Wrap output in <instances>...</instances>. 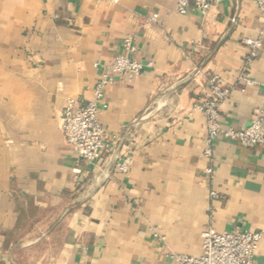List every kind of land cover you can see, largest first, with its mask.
<instances>
[{
  "label": "crops",
  "instance_id": "crops-1",
  "mask_svg": "<svg viewBox=\"0 0 264 264\" xmlns=\"http://www.w3.org/2000/svg\"><path fill=\"white\" fill-rule=\"evenodd\" d=\"M263 32L255 0H211L206 15L175 0H0V264H172L202 254L207 227L260 232L264 264V148L219 136L204 157L195 109L218 77L233 87L223 129L264 115V48L248 62L243 43ZM130 34L151 67L104 90L108 150L86 163L65 100L91 101Z\"/></svg>",
  "mask_w": 264,
  "mask_h": 264
},
{
  "label": "built area",
  "instance_id": "built-area-1",
  "mask_svg": "<svg viewBox=\"0 0 264 264\" xmlns=\"http://www.w3.org/2000/svg\"><path fill=\"white\" fill-rule=\"evenodd\" d=\"M116 2V0H112ZM177 12L184 15L192 3L195 10L206 15L211 8V0H175ZM258 12L264 19V0H255ZM157 15L150 20L153 22ZM244 45L249 48L248 62L253 59L259 50L264 48V32L256 40L245 39ZM137 49L133 35H127L122 42V52L114 60L103 67L96 82L93 98L87 104L80 106L76 100L66 98L63 110V132L66 141L79 154L86 163H95L102 159L108 150L106 135L98 118L100 107L103 104L104 90L118 80L132 81L136 79L144 69L150 68L151 64H143L134 56ZM245 87L253 83L245 79ZM210 92L207 99L195 105L205 119L206 136L204 139L203 155L206 158L212 156V146L219 136L235 141L243 147L260 146L264 148V115L260 110H255L249 125L244 130L232 128L223 129L220 123V106L229 98L233 87L227 85L222 79L212 77L209 80ZM264 93V83L262 85ZM244 92V88H241ZM131 165L128 157H124L115 167L120 174H125ZM207 175L212 174L210 168L205 169ZM210 196H214L210 192ZM155 239L164 241V237L153 233ZM202 254L197 257L184 254L172 256V264H257L255 253L262 240V234L255 231L216 232L207 227L201 233Z\"/></svg>",
  "mask_w": 264,
  "mask_h": 264
}]
</instances>
